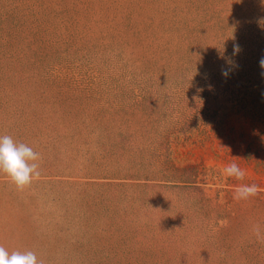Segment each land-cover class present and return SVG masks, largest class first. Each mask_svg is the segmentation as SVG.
I'll list each match as a JSON object with an SVG mask.
<instances>
[{"label":"rangeland","instance_id":"obj_1","mask_svg":"<svg viewBox=\"0 0 264 264\" xmlns=\"http://www.w3.org/2000/svg\"><path fill=\"white\" fill-rule=\"evenodd\" d=\"M261 58L264 0H0V136L41 157L23 189L0 174V246L39 264H261ZM241 183L257 195L234 200Z\"/></svg>","mask_w":264,"mask_h":264},{"label":"clouds","instance_id":"obj_2","mask_svg":"<svg viewBox=\"0 0 264 264\" xmlns=\"http://www.w3.org/2000/svg\"><path fill=\"white\" fill-rule=\"evenodd\" d=\"M240 51L239 45L234 44L233 55ZM230 63V61H229ZM260 67L264 69V58L259 61ZM222 75H228L227 70H222ZM40 154L31 147L16 143L12 137L0 136V174L8 177L9 181L17 188L23 189L31 184L34 178L39 176ZM226 177L243 181L246 172L236 163H229L223 168ZM257 186L254 184H238L233 193V199L248 200L257 195ZM254 234L259 237V228L253 229ZM0 264H39L37 256L32 251H12L9 253L5 247L0 246Z\"/></svg>","mask_w":264,"mask_h":264},{"label":"trees","instance_id":"obj_3","mask_svg":"<svg viewBox=\"0 0 264 264\" xmlns=\"http://www.w3.org/2000/svg\"><path fill=\"white\" fill-rule=\"evenodd\" d=\"M263 227V229H264V222H261L260 223V228H262ZM261 244V243H260ZM258 252H262V253H264V243L262 244V246L260 247H258ZM261 260H262V262L264 263V256L262 257V258H260ZM262 262H261V264H262Z\"/></svg>","mask_w":264,"mask_h":264}]
</instances>
